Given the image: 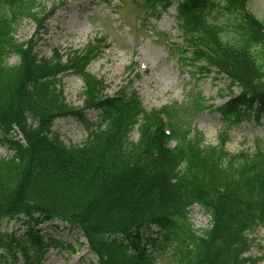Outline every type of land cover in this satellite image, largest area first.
<instances>
[{
    "label": "trees",
    "instance_id": "1",
    "mask_svg": "<svg viewBox=\"0 0 264 264\" xmlns=\"http://www.w3.org/2000/svg\"><path fill=\"white\" fill-rule=\"evenodd\" d=\"M146 1L164 9L177 3L184 54L228 79L231 99L222 116L241 119L257 104L259 118L264 73L247 44L264 41V19L248 7L249 0H223L221 8L218 0ZM57 4L0 0V143L14 152L0 155V264H19L20 258L22 264H43L48 244L37 226L52 220L78 228L97 264H158L166 251L167 264H257L247 253L253 231L264 224V158H236L191 141L173 117L169 125L167 113L146 110L136 90L103 94L106 81L88 71L98 49L66 58L56 49L43 59L29 41H17L22 16L41 31ZM224 7L241 34L239 48L219 39ZM12 52L19 60L11 65ZM68 69L85 82L81 108L67 102L58 82ZM101 104L103 119L89 125L86 141L65 144L55 121L81 117L85 107ZM136 127L141 137L133 142L129 133ZM171 139L178 145L170 147ZM196 202L210 217L207 228L195 229L190 221ZM19 218L28 225L25 235L6 230L9 220Z\"/></svg>",
    "mask_w": 264,
    "mask_h": 264
},
{
    "label": "rangeland",
    "instance_id": "2",
    "mask_svg": "<svg viewBox=\"0 0 264 264\" xmlns=\"http://www.w3.org/2000/svg\"><path fill=\"white\" fill-rule=\"evenodd\" d=\"M37 1L50 8L58 0ZM218 1L219 6L223 4V0ZM57 5L59 8L41 31L33 19L22 16L15 26L17 41H29L43 59L53 57L56 49L64 58L74 51L98 49L88 71L106 81L103 94L113 96L124 90H136L146 110H162L168 114H164L167 122L173 117L190 134L191 141L203 143L210 150L220 148L236 158L238 155L264 158V112L255 117L258 107L254 104L249 110L251 114L241 119L235 113L222 116L231 99L229 81L225 75L194 63L191 55L184 54L185 35L177 21V3L165 9L146 0H59ZM248 7L264 19V0H249ZM224 10L220 23H224L225 31L233 30L231 12L225 7ZM225 13L230 14V23L222 19ZM18 60L15 52L7 58L11 65ZM58 82L72 107L85 105V82L80 74L68 69L60 74ZM102 107V104L85 107L81 117L74 114L60 117L53 128L65 144L82 145L90 133L89 125L101 123ZM17 135L10 134L21 137ZM129 135L133 142L141 137L138 127ZM168 145L177 146V140L171 139ZM13 154L7 142L0 143V155ZM189 210L195 229L211 224L209 215L197 202ZM5 227L17 235L28 231L22 218L9 220ZM37 229L48 244L43 264H97L98 259L78 228L52 220L42 222ZM251 238L254 241L247 255L258 258L257 264H264V224L253 231ZM169 260L170 251H166L160 255L158 264H167ZM22 263L20 258L19 264Z\"/></svg>",
    "mask_w": 264,
    "mask_h": 264
},
{
    "label": "clouds",
    "instance_id": "3",
    "mask_svg": "<svg viewBox=\"0 0 264 264\" xmlns=\"http://www.w3.org/2000/svg\"><path fill=\"white\" fill-rule=\"evenodd\" d=\"M222 19L225 22L230 23V14L225 13ZM219 39L222 43L236 48H239L243 43L241 34L232 30L231 28L225 32L219 33ZM247 52L253 58L258 70L261 73H264V41H249L247 44Z\"/></svg>",
    "mask_w": 264,
    "mask_h": 264
}]
</instances>
